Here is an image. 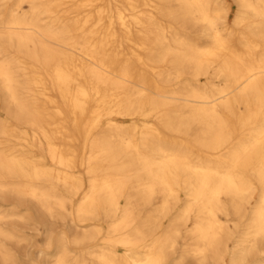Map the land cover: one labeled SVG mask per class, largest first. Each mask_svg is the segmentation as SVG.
<instances>
[{
  "label": "bare ground",
  "instance_id": "obj_1",
  "mask_svg": "<svg viewBox=\"0 0 264 264\" xmlns=\"http://www.w3.org/2000/svg\"><path fill=\"white\" fill-rule=\"evenodd\" d=\"M31 225L52 264H264V0H0L1 264Z\"/></svg>",
  "mask_w": 264,
  "mask_h": 264
},
{
  "label": "rangeland",
  "instance_id": "obj_2",
  "mask_svg": "<svg viewBox=\"0 0 264 264\" xmlns=\"http://www.w3.org/2000/svg\"><path fill=\"white\" fill-rule=\"evenodd\" d=\"M236 7V6H235ZM65 220L57 219L54 220V228L56 231L64 229L72 236L77 228L75 224L72 222L71 218L69 217L68 213L65 214ZM26 233L29 235L30 239L27 242H8V245L11 248H14L16 251L17 259L19 264H52L53 259L48 257H41L39 255L38 250L40 247L45 245L46 236H44L43 231L39 232L36 230L34 226H23ZM183 240L180 239L176 251L178 254L176 257H179L181 254V250ZM69 247L72 249V253H76L79 250V246L75 245V243H69ZM1 264V262H0ZM179 264H193L191 258H187L183 262Z\"/></svg>",
  "mask_w": 264,
  "mask_h": 264
}]
</instances>
